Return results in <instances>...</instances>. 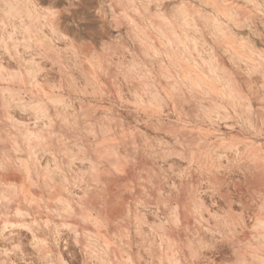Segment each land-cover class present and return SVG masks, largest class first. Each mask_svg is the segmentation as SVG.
Returning a JSON list of instances; mask_svg holds the SVG:
<instances>
[{"label": "rangeland", "instance_id": "1", "mask_svg": "<svg viewBox=\"0 0 264 264\" xmlns=\"http://www.w3.org/2000/svg\"><path fill=\"white\" fill-rule=\"evenodd\" d=\"M263 9L0 0V264H264Z\"/></svg>", "mask_w": 264, "mask_h": 264}, {"label": "bare ground", "instance_id": "2", "mask_svg": "<svg viewBox=\"0 0 264 264\" xmlns=\"http://www.w3.org/2000/svg\"><path fill=\"white\" fill-rule=\"evenodd\" d=\"M3 7V6H2ZM263 7V6H262ZM231 10V9H230ZM264 10V9H263ZM232 11V10H231ZM237 13V12H236ZM245 20V19H244ZM180 21V19H179ZM250 21V20H249ZM56 38V37H55ZM61 41V40H60ZM172 45V44H171ZM226 45V44H225ZM185 47V46H184ZM229 47V46H228ZM237 50V49H236ZM178 51V50H177ZM232 53V52H231ZM240 53V52H239ZM261 53V52H260ZM24 55V54H23ZM241 55V54H240ZM185 58V57H183ZM174 63V62H173ZM193 63V62H192ZM172 64V63H171ZM176 65V64H175ZM10 67V65H9ZM176 68V67H175ZM208 68L209 70L212 72V74L215 75V79L218 80V81H221L220 79V76L218 73H216V70L210 65L208 64ZM178 71V70H177ZM210 73V72H209ZM220 73V72H219ZM186 77H189L190 76V71H188L186 74ZM194 77H193V80L191 81L193 84H195L196 86H200V88L202 90H204L206 93L205 94H209V96H212L214 98V103L217 105H220L222 104L221 100L224 99L226 100L227 102L231 103L232 105H235L237 102L239 104L241 103H244V101L242 100V97L234 92L231 88V86L229 85V83L227 82H223V85H226L227 88H222L220 90V92L216 89V87L211 83V81H206L205 78L206 76L204 75V73L199 70L198 73H195L193 74ZM208 76V74H207ZM167 77V76H166ZM211 78V77H210ZM215 82V81H214ZM221 87V86H220ZM191 88V87H190ZM164 90V89H163ZM202 93V92H201ZM202 95V94H201ZM153 98V97H152ZM221 103H220V102ZM237 101V102H236ZM201 102V101H200ZM247 106H250L249 103H245ZM232 108V107H231ZM236 110V109H235ZM241 112V111H240ZM239 112V114H240ZM252 114V112H251ZM220 115V112L219 111H207L206 112V116L208 118H213V117H217ZM212 126V125H211ZM237 151V150H236ZM106 216V215H105ZM12 232V231H11ZM10 232V233H11ZM14 232V231H13ZM263 234V233H262ZM241 235V234H240ZM169 248V246L167 247ZM203 251V250H202ZM254 264V263H253Z\"/></svg>", "mask_w": 264, "mask_h": 264}]
</instances>
